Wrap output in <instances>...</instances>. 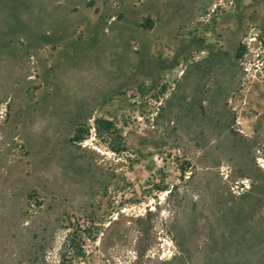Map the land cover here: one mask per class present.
I'll list each match as a JSON object with an SVG mask.
<instances>
[{
    "label": "rangeland",
    "instance_id": "rangeland-1",
    "mask_svg": "<svg viewBox=\"0 0 264 264\" xmlns=\"http://www.w3.org/2000/svg\"><path fill=\"white\" fill-rule=\"evenodd\" d=\"M58 34L87 73L54 104L39 83V136L0 100V264H264V0H0V95Z\"/></svg>",
    "mask_w": 264,
    "mask_h": 264
},
{
    "label": "crops",
    "instance_id": "crops-1",
    "mask_svg": "<svg viewBox=\"0 0 264 264\" xmlns=\"http://www.w3.org/2000/svg\"><path fill=\"white\" fill-rule=\"evenodd\" d=\"M84 15H88V14L85 13ZM149 15H151L152 18L156 16V19L159 20V18H157V14H155L154 11L151 12V14ZM83 21L87 22L86 19H84ZM86 22H85L86 25L84 26L81 25L82 29L84 27L85 30H87L88 22L87 23ZM58 27L59 30L60 29L64 30L65 28L69 27L71 30L70 34H72V32L74 31L72 26H69L67 24L65 26L61 24ZM58 35L59 36L57 38L52 37L48 40H42L41 38L35 39L34 41H31V45L28 46L29 49H31L35 47L36 48L40 47V45H45V44L51 46L54 44H58L57 49L55 51L53 50V54L51 52H45L42 53L38 58L40 64L44 65L45 70H48L45 72V77H40L38 79L37 75L35 74L32 75V71H34L33 60L31 59L32 56L28 53H25L27 55H23L24 56L23 60H21V62L17 65V67L12 71V74L9 76L10 78L9 82L7 83V86L4 87V91L2 92V95H0V100H2V98L4 97L5 98L12 97L11 99L12 115L10 117L9 122L7 123V130L12 131L17 127L18 130L23 135L25 141L28 135H31L32 137H38L39 131L42 128L44 129V123L42 119L37 120L35 122L30 121L31 114H35L37 109L40 107V104H43L44 102V94L42 93V91L44 90V86H41V84L44 85L43 80H47V79L51 80L50 86L53 90V94L49 99H46L45 101L54 104V102L58 100L60 101L62 97L66 96L67 93L64 91L65 84H67L68 82H72L74 79L77 81H83L84 74L87 73V71L81 68L83 66V58L85 57H83L80 51H78L79 48L82 47V44H84L83 43L84 38L79 39L75 37V39L69 38L68 40V37H65L67 38L68 41L73 40V44L76 43V45L73 46L71 45L73 49H71V52L67 53L64 51L66 44L63 43V40L65 38H63L61 34ZM66 65H69L71 69H69V71L67 70V72H64ZM137 73H139V71ZM150 75L151 74L149 73L147 76ZM34 79H38V80L34 81ZM122 81H124V78L123 76H120V79L118 78L115 81V84H117V82L120 83ZM40 82L41 84L39 86ZM33 84L36 85V87L34 88L35 96L27 91V90L30 91V88L32 87ZM110 86H114L113 82ZM121 88H123V84L120 85V87L115 86L114 90H120ZM2 90L3 89L0 88V91ZM34 97L38 99V100L35 99L37 100L35 102H33L31 99ZM34 133L36 134L35 136H33ZM16 171L11 166L10 154L7 152L1 155L0 156V226L1 227L6 226L5 220L10 216V210L8 209V205L10 203V197L13 192V189L17 186L15 175H17L18 171L17 172Z\"/></svg>",
    "mask_w": 264,
    "mask_h": 264
},
{
    "label": "trees",
    "instance_id": "trees-1",
    "mask_svg": "<svg viewBox=\"0 0 264 264\" xmlns=\"http://www.w3.org/2000/svg\"><path fill=\"white\" fill-rule=\"evenodd\" d=\"M150 26V28H152V25H149ZM142 27H145V28H149L148 26H145V25H142ZM149 28V29H150ZM244 49H245V47L244 46H240L239 48H238V50H237V54H236V57L237 58H241L242 56H243V54H244ZM100 122L102 123V121L100 120ZM103 123H109V122H107V121H103ZM79 139H81V136H80V130H79V128H77V130H76V132H75V135L73 136V138H72V140L73 141H76V140H79Z\"/></svg>",
    "mask_w": 264,
    "mask_h": 264
},
{
    "label": "built area",
    "instance_id": "built-area-1",
    "mask_svg": "<svg viewBox=\"0 0 264 264\" xmlns=\"http://www.w3.org/2000/svg\"><path fill=\"white\" fill-rule=\"evenodd\" d=\"M0 115H3V116H0V118H3L4 117V112H0Z\"/></svg>",
    "mask_w": 264,
    "mask_h": 264
}]
</instances>
